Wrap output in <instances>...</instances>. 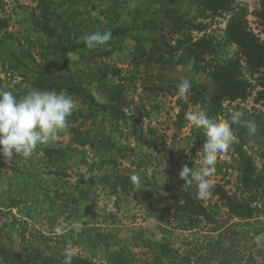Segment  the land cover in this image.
<instances>
[{"label": "rangeland", "instance_id": "obj_1", "mask_svg": "<svg viewBox=\"0 0 264 264\" xmlns=\"http://www.w3.org/2000/svg\"><path fill=\"white\" fill-rule=\"evenodd\" d=\"M169 3L47 0L50 17L60 32V37L50 38L39 26L42 8L38 0H5L0 14L9 19L10 26L0 33V88L25 96L38 90L34 84L38 79L67 81L69 73L60 48L82 44L87 35L113 27L111 15L105 14L110 4H116V15L120 11L130 14L131 19L141 16L140 26L153 19L163 26L169 21L164 15ZM139 4L153 6L142 9ZM175 4L183 21L209 24V32L221 42V59L238 56L237 47L224 34L230 14L209 17L192 0ZM259 8L260 0H236L234 12L246 17L264 39L255 17ZM124 21L131 22L128 17ZM128 29L132 31L128 39H114L112 49L131 48L136 39L147 46L158 35L153 29ZM88 50L67 54L75 80L83 82L101 103L110 90H121L127 101V117L112 120L108 109L63 91L77 103L67 129L47 144L37 145L30 158L17 155L9 161L0 155V264H47L42 258H49L48 264H64L67 252L97 264H155V258H160V264H174L196 256L205 258L206 264L220 260L264 264V212L240 220L227 214L221 202L215 204L216 197L208 196L206 204L221 226L216 231L214 224L201 218L190 223L182 208L170 207V190L185 183L179 171L185 164L199 169L203 148L197 146L200 139L203 143L207 139L206 129L194 127L185 117L201 110L200 106L189 101V94L180 97L178 85L182 78H188L192 85L211 88L207 75L195 72L193 61L183 53L167 57L161 66L135 69L125 65V58L119 63L110 54L102 55L110 52L105 47ZM246 76L252 82L248 99L226 103L222 113L211 118L215 122L242 113L244 129L232 128L234 140L228 151L218 155L212 177L214 183L225 184L231 192L238 186L240 148L254 160L264 186V107L257 101L262 81L259 75ZM180 100L186 106L181 107ZM103 103L107 108L115 104L109 98ZM134 173L141 178L139 189L130 180ZM189 186L196 187V182ZM149 201L170 213L159 220ZM57 226H63V234L55 232Z\"/></svg>", "mask_w": 264, "mask_h": 264}, {"label": "trees", "instance_id": "obj_2", "mask_svg": "<svg viewBox=\"0 0 264 264\" xmlns=\"http://www.w3.org/2000/svg\"><path fill=\"white\" fill-rule=\"evenodd\" d=\"M42 8V21L39 26L42 31L50 38L60 37L56 25L50 17V4L47 0H38ZM195 5L209 17H221L230 14L227 20L224 34L225 39L237 47L238 56L236 58L221 59L219 51L221 42H219L213 33L209 32V24L202 21H192L187 23L177 15L176 4L178 0H169V4L164 9V15L169 19L166 25L158 26L155 19L151 22H145L141 25L145 29H153L158 35L151 39L150 47L147 48L137 39V45L134 50L132 62L136 66L143 65L146 68L151 66H161L167 63V57H177L181 53L187 55L192 61V69L195 72H204L212 82V87L192 85L189 92V101L194 105H199L201 110H206L211 119L222 113L226 103H235L248 99L252 92V82L246 76L259 75L261 79L260 89L257 91V101L264 107V39L259 33H256L249 25L246 17L239 12H234L236 0H192ZM5 5V0H0V13ZM116 4H110L105 11L113 13L112 18H116ZM257 24L264 31V0H260V8L255 12ZM10 26L7 17L0 14V33L6 31ZM128 27H110L107 31L111 32V41L113 38L122 35ZM106 32V31H104ZM201 35H194V33ZM103 33V32H102ZM72 42V41H71ZM73 43V42H72ZM78 42L75 44H66L60 48L64 56V68L68 71V79L64 83H49L38 79L34 82L38 90H56L67 91L69 94L77 95L85 103L93 104L102 109H108L109 117L112 120L121 121L127 117L124 113V105L127 103L121 90L111 94L110 100L115 104L107 108V104L99 102L93 94L89 93L82 83L77 82L70 71L69 57L67 54L76 51L78 47L83 46ZM110 54L104 52L102 55ZM114 73V72H109ZM120 70L116 71L119 74ZM101 77H105L101 76ZM5 90V89H4ZM18 99L23 94H13ZM180 106L186 104L180 100ZM182 110H185L182 108ZM233 129H244V124L240 120L238 124L232 125ZM203 138V136H202ZM202 139L199 140L198 149L202 148ZM37 149V148H36ZM241 160L238 172V186L234 192L229 191L225 184L214 183L209 196L216 197L215 204L221 202L226 209L227 214L240 220H248L256 217L260 212H264V201H262L263 182L257 173V166L251 156L247 155L243 148L238 150ZM196 187H191L183 183L175 190H170V196L173 200L171 208L179 206L188 217L190 223L193 218H201L209 224H214L216 231L221 229L215 214L206 204L205 199L196 196ZM164 200L161 199L160 203ZM151 209L159 220L166 217V212L158 208L157 203L149 201ZM162 207V205H161ZM170 208V209H171ZM194 228V225L190 226ZM167 249V248H166ZM71 264H97L92 259L84 258L72 253ZM48 264L49 258H42ZM155 264H160V258L154 259ZM206 264L205 258L198 256L194 260L188 258L186 262H173L174 264ZM161 264H164L161 262ZM167 264V262L165 263ZM218 264H231L222 262Z\"/></svg>", "mask_w": 264, "mask_h": 264}, {"label": "clouds", "instance_id": "obj_3", "mask_svg": "<svg viewBox=\"0 0 264 264\" xmlns=\"http://www.w3.org/2000/svg\"><path fill=\"white\" fill-rule=\"evenodd\" d=\"M111 39V32H95L87 35L84 41L89 48L104 45ZM192 88L188 78H182L178 85V95L185 97ZM77 103L72 96L63 91L33 90L22 98L11 91L0 88V155L11 161L17 155L30 158L37 145L47 144L59 132L67 129L68 117L76 109ZM242 113L236 112L230 119L212 121L206 110L186 113L185 117L196 128L206 129V141L203 143V157L198 170L187 164L179 171L186 184L196 182V196L206 199L214 187L212 177L216 173L218 155L229 150L234 140L232 125L240 122ZM137 189L141 186L138 174L130 176ZM55 232L63 234V226H57ZM72 253H66L64 264H71Z\"/></svg>", "mask_w": 264, "mask_h": 264}, {"label": "crops", "instance_id": "obj_4", "mask_svg": "<svg viewBox=\"0 0 264 264\" xmlns=\"http://www.w3.org/2000/svg\"><path fill=\"white\" fill-rule=\"evenodd\" d=\"M140 5V7L142 8V9H145L146 7H147V5H149V6H153L152 4H139ZM97 12V11H96ZM95 12V13H96ZM132 12H133V9H132ZM108 14H110L111 16L109 17L111 20H109V22H113V27H134V26H137V28H139V30L141 31V29H142V27L140 26V21H141V16H138L137 15V17L135 16V18H133L132 17V19H131V15L130 14H122V12L120 13V11H119V14H118V16H116V18H112V14L111 13H109L108 12ZM101 15V14H100ZM125 17H128L130 20H131V22L130 23H127L126 21H124V19H125ZM146 18V17H145ZM125 33H127L126 35H125ZM124 34H122V35H119V36H122V37H125V38H127L128 39V35H131V33H132V31L130 30V29H127L126 30V32H125ZM119 36H117V37H115V38H113L111 41H108V42H106L104 45H98L97 47H105L108 51H110V55H112V57H114L115 59H116V61H118L119 63H121V62H125V60L127 61V63H125V65H127V67L130 65L132 68H139V67H144V68H146L145 66H143V65H140V66H136V65H134L133 64V62H132V57H133V54H134V50H135V47H136V45H137V42L135 41V44H134V46H132L131 48H122V49H116V50H114V49H112L113 48V45H111V44H113V41H114V39H117ZM129 38H131V37H129ZM132 39V38H131ZM133 41H134V39H132ZM137 40V39H136ZM82 44H84L83 46H81V47H78L77 49H76V51H78V52H80V53H84V51H85V48H88L89 50L88 51H91L92 49H94V48H89V47H87V45H86V43L84 42V43H82ZM144 45V44H143ZM147 48H149L150 47V43L146 46ZM73 52H75V51H73ZM73 52H71V53H73ZM122 58H125V60L124 59H122ZM175 58V57H174ZM69 63H70V61H69ZM69 67H70V65H69ZM126 67V68H127ZM123 68V67H122ZM147 69V68H146ZM82 73H83V71H81ZM80 72V73H81ZM77 78L80 80V81H82V79L80 78V77H78L77 76ZM153 81L154 80H147V82H150V83H153ZM104 82V81H103ZM82 83V85L86 88V86H85V84L83 83V82H81ZM111 89V88H110ZM89 93H91V94H93L92 93V91H90L88 88L86 89ZM111 94H112V90H110V92H109V95H108V98L110 99V96H111ZM94 95V97H95V94H93ZM96 98V97H95ZM108 98H106L104 101H102V103L103 102H106V101H108ZM99 101V100H98ZM100 102V101H99ZM196 262H192V264H195ZM219 263V262H218Z\"/></svg>", "mask_w": 264, "mask_h": 264}]
</instances>
